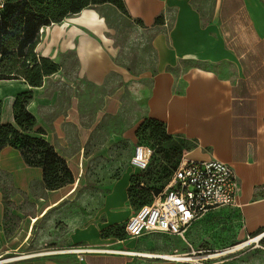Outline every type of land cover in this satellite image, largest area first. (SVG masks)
<instances>
[{
	"label": "crops",
	"instance_id": "obj_1",
	"mask_svg": "<svg viewBox=\"0 0 264 264\" xmlns=\"http://www.w3.org/2000/svg\"><path fill=\"white\" fill-rule=\"evenodd\" d=\"M124 4L125 15L136 28L152 34L149 67L134 69L121 61L106 14L109 9L123 14L115 5L85 8L43 29L37 46L41 56L52 60L74 54L73 74L59 75L65 101L57 92L45 91L47 80L37 87L24 80L0 84L2 121L14 123L15 97L32 91L27 108L45 130V139L66 161L76 155L83 161L89 127L84 124L81 83L96 89L95 96L103 97L102 110L108 113L120 110L133 84L143 85L138 93L141 109L131 113L134 126L155 119L182 155L229 164L240 183L237 205L211 210L189 226L185 237L158 232L121 241L104 236V231L125 225L135 212L128 192L134 172L128 170L109 185L96 216L71 228L52 246L98 251L18 258L41 252L32 244L36 223L67 199L81 179L75 187L48 190L42 168L27 165L19 150L7 146L0 153V175L9 178L14 199H27L33 208L23 211L18 229L9 232L0 188V264H180L151 255L169 254L186 244L195 251L225 250L258 236L263 237L222 254L230 255L222 263L264 264V0H124ZM117 80L125 85L116 86ZM72 147L77 152H69ZM212 258H204L205 264H215Z\"/></svg>",
	"mask_w": 264,
	"mask_h": 264
},
{
	"label": "rangeland",
	"instance_id": "obj_2",
	"mask_svg": "<svg viewBox=\"0 0 264 264\" xmlns=\"http://www.w3.org/2000/svg\"><path fill=\"white\" fill-rule=\"evenodd\" d=\"M106 14L108 15V23L111 27L109 35L113 37L114 44L120 47L119 56L121 61L125 62L127 66H133L134 69L143 68L144 66L149 67L153 62L151 51L152 34L150 31L136 28L135 24L124 13L121 14L109 9L106 11ZM54 62L58 65L57 75L52 78L48 76L42 84L47 80L45 91L47 93L57 92L59 99L65 101V87L60 86L61 80L59 75L60 72L73 74L77 66V60L73 53H67L60 58L54 59ZM17 80L23 81V79L3 80L0 81V84ZM124 85L123 81L117 80L116 86ZM81 87L84 88V124L89 127V136L84 145L83 161L81 156L79 158L78 155L73 160L67 161L75 178L74 183L67 187H75L78 178L81 180L78 183L77 189L69 194L67 199L57 207L49 210L36 223L32 244L35 243L41 252L56 250V248H52V246L58 245L54 241L59 242L61 236L69 233L71 228L92 220L101 207V200L109 185L125 171L132 170L134 172L132 177L139 176L141 178L142 187L138 186V189L148 188L145 190L146 192L144 191L141 201L151 203L154 197L162 193L167 186V180L161 177L163 173L157 171L159 170V166L166 167L167 169L170 167V163L163 158L162 151L169 150L172 156L175 157L177 155L173 149L175 144L170 140L162 141L161 145L154 146L147 138L138 137L136 134L140 124L136 127L134 126L133 115L131 113L134 111L139 112L141 109L138 93L143 85L133 84L131 93L123 98V103L119 104L120 110L112 113L102 110L103 97L97 98L95 96L96 89L92 85L82 82ZM55 112L54 110L52 113ZM140 144L152 149L150 166L155 169L152 179L142 178L145 171H136L131 164L135 148ZM69 152H77V148L72 147ZM0 188L4 191L5 224L9 232H15L18 229L19 222L23 218L21 213H24L23 211H31L33 204L27 199L23 202L14 199L15 189L11 185L9 178L4 174L0 175ZM137 205L138 203L136 206L132 205L133 209ZM124 226L119 225L112 232V235L121 241L133 239L134 237H130L126 233ZM148 234L156 235L159 233L153 232ZM141 244L140 242L137 247ZM190 251L186 244L183 248H176V251L166 253L182 256ZM196 251L201 252L198 255L202 260L197 261L198 258L193 257L191 260L186 259L185 261L176 262L180 264H205L206 260L203 258H207L208 254L212 252L204 250ZM229 256H218L212 259L215 264H223V260Z\"/></svg>",
	"mask_w": 264,
	"mask_h": 264
},
{
	"label": "trees",
	"instance_id": "obj_3",
	"mask_svg": "<svg viewBox=\"0 0 264 264\" xmlns=\"http://www.w3.org/2000/svg\"><path fill=\"white\" fill-rule=\"evenodd\" d=\"M113 4L126 14L124 0H2L0 1V81L23 79L32 87L41 86L45 78L57 72L54 60L43 57L37 51L42 40L43 29L65 18L81 12L88 7L101 4ZM33 98L32 91H25L15 97L13 104L14 123L2 121L3 103L0 101V153L10 146L20 151L29 166L43 170V185L48 190H57L74 183V175L67 161L44 137L45 130L39 126L37 118L27 106ZM138 137H145L152 145H161L170 140L165 126L155 119H146L138 127ZM176 156L169 150H163V158L170 167L159 166L162 178L170 181L177 168L182 153L175 146ZM152 156V155H151ZM151 160V158H150ZM150 166L142 178L152 179L154 174ZM141 178L133 176L129 187V199L138 210L146 202L141 201L145 189L140 188ZM146 192V191H145ZM118 227L103 232L104 236H113ZM125 229V226H124Z\"/></svg>",
	"mask_w": 264,
	"mask_h": 264
},
{
	"label": "built area",
	"instance_id": "obj_4",
	"mask_svg": "<svg viewBox=\"0 0 264 264\" xmlns=\"http://www.w3.org/2000/svg\"><path fill=\"white\" fill-rule=\"evenodd\" d=\"M151 155L152 149L140 144L135 148L131 164L141 171L145 170ZM239 192L238 177L229 164L217 159L196 160L182 155L165 190L155 196L151 203L135 210L125 224V231L130 237H140L153 232L185 237L189 226L211 210L237 205ZM233 248L234 246L210 252L207 258L230 253L228 251H232ZM57 253L83 254L86 252H82L81 247L73 246L60 250L23 254L18 258ZM200 253L191 249L181 257L185 260L195 257L198 258L197 261H200L202 260L198 255Z\"/></svg>",
	"mask_w": 264,
	"mask_h": 264
},
{
	"label": "bare ground",
	"instance_id": "obj_5",
	"mask_svg": "<svg viewBox=\"0 0 264 264\" xmlns=\"http://www.w3.org/2000/svg\"><path fill=\"white\" fill-rule=\"evenodd\" d=\"M262 237L263 236H258V237H255V238H251V239L247 240L246 242H242V243L234 246L232 251L239 250V249L245 247L246 245H249V244H251V243H253L255 241L260 240ZM94 251H98V250L91 249V248H82V252H94ZM109 251L120 252L121 250L109 249ZM232 251H228V252H232ZM130 253H132V252H130ZM151 256H153L155 258H162V259H165V260H177V261L184 260L185 261V259L183 257L175 255V254H163V255H161V254L160 255H156L155 254V255H151ZM9 259H11V258H9ZM6 260H8V259H6Z\"/></svg>",
	"mask_w": 264,
	"mask_h": 264
}]
</instances>
